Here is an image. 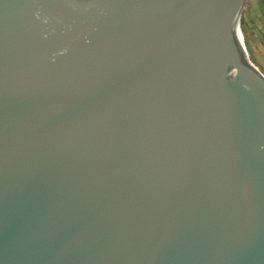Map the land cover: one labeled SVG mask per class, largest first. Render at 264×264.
I'll return each mask as SVG.
<instances>
[{
    "label": "water",
    "instance_id": "95a60500",
    "mask_svg": "<svg viewBox=\"0 0 264 264\" xmlns=\"http://www.w3.org/2000/svg\"><path fill=\"white\" fill-rule=\"evenodd\" d=\"M246 2L0 0V264H264Z\"/></svg>",
    "mask_w": 264,
    "mask_h": 264
},
{
    "label": "rangeland",
    "instance_id": "374dc122",
    "mask_svg": "<svg viewBox=\"0 0 264 264\" xmlns=\"http://www.w3.org/2000/svg\"><path fill=\"white\" fill-rule=\"evenodd\" d=\"M245 48L252 64L264 76V5L247 0L240 19Z\"/></svg>",
    "mask_w": 264,
    "mask_h": 264
},
{
    "label": "bare ground",
    "instance_id": "6f19581e",
    "mask_svg": "<svg viewBox=\"0 0 264 264\" xmlns=\"http://www.w3.org/2000/svg\"><path fill=\"white\" fill-rule=\"evenodd\" d=\"M241 15L242 13L240 14V17H239V20H238V23H237V34H238V38H239V41L244 49V51L247 53V50L245 48V40H244V34L243 32L241 31V27H240V19H241Z\"/></svg>",
    "mask_w": 264,
    "mask_h": 264
},
{
    "label": "flooded vegetation",
    "instance_id": "af4514ba",
    "mask_svg": "<svg viewBox=\"0 0 264 264\" xmlns=\"http://www.w3.org/2000/svg\"><path fill=\"white\" fill-rule=\"evenodd\" d=\"M261 2H263V5H264V0H260Z\"/></svg>",
    "mask_w": 264,
    "mask_h": 264
}]
</instances>
